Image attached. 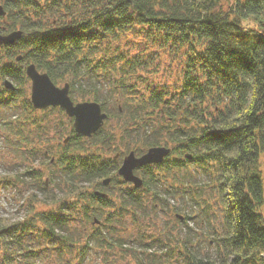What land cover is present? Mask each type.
I'll return each instance as SVG.
<instances>
[{
	"label": "trees",
	"instance_id": "trees-1",
	"mask_svg": "<svg viewBox=\"0 0 264 264\" xmlns=\"http://www.w3.org/2000/svg\"><path fill=\"white\" fill-rule=\"evenodd\" d=\"M227 1L0 0V32L22 30L0 42V126L30 162L0 176L23 187L0 264H264V0ZM30 62L104 124L84 136L34 107ZM159 144L142 186L117 173Z\"/></svg>",
	"mask_w": 264,
	"mask_h": 264
},
{
	"label": "water",
	"instance_id": "water-1",
	"mask_svg": "<svg viewBox=\"0 0 264 264\" xmlns=\"http://www.w3.org/2000/svg\"><path fill=\"white\" fill-rule=\"evenodd\" d=\"M0 14H5L2 4H0ZM21 34V29H14L7 33L0 32V42L13 43ZM16 58L20 59L21 55H17ZM25 70L31 80L30 100L34 107L61 106L67 115L74 118L73 126L76 132L84 136H91L103 125L108 114L102 109L98 101H74L69 93L70 84L68 82H65L62 86L56 84L46 71H40L33 62L26 64ZM4 84L7 88H14L13 82L9 79H5ZM170 150L169 146L160 144L149 146L141 154H136L134 150H130L123 156L117 172L124 179L132 181L134 186L140 187L143 185V179L139 174L135 173V168L148 163L161 162L169 154ZM186 156L190 157L191 154L188 153ZM109 181V177L103 179L104 183H108ZM95 192L102 195L105 194L98 190ZM95 221L98 220L95 219Z\"/></svg>",
	"mask_w": 264,
	"mask_h": 264
},
{
	"label": "rangeland",
	"instance_id": "rangeland-1",
	"mask_svg": "<svg viewBox=\"0 0 264 264\" xmlns=\"http://www.w3.org/2000/svg\"><path fill=\"white\" fill-rule=\"evenodd\" d=\"M229 1H233V0H229ZM224 3H228V1L224 0ZM167 57H168V54L164 56V58H167ZM56 84L60 86L63 85V83H56ZM30 91H31V83H30L29 93ZM82 100L83 99H76L75 101H82ZM84 100H93V99H84ZM5 114H8V112ZM5 114L3 111V115ZM64 120L68 122L66 117L64 118ZM7 134H9L8 130L4 128V126H0V176H4V175L6 176L8 174L14 175L15 173L13 172L15 171L20 172L25 167L30 165L29 160H27V158H24L23 153H22V148H24V146L20 143H17V144L10 143L9 141L10 138L9 136H7ZM12 139L14 141H17L15 137H12ZM160 145H164V144H160ZM39 162H42V161H39ZM44 162L43 164L46 166ZM40 165L42 166V164ZM261 169H262L263 182H264V152L261 153ZM21 187H22L21 185H12V184L5 186V187L0 186V215L1 216H5L11 220L20 218L22 216L21 212H19L17 209V206H18L17 198L19 197L20 192L21 193L23 192V187L22 188ZM20 188H21V191H20ZM174 201L177 203L178 199L176 198V199L171 200V203ZM208 204L210 206L211 211L216 210L217 208L216 199L209 200ZM205 205H207L206 202L204 203V206ZM181 214L183 215L184 213L181 212ZM189 224L192 225L193 224L192 221H190ZM51 253L52 254L47 253L45 257H43L42 260H40L41 262L40 264H56V261L58 258L57 254L55 252H51Z\"/></svg>",
	"mask_w": 264,
	"mask_h": 264
},
{
	"label": "flooded vegetation",
	"instance_id": "flooded-vegetation-1",
	"mask_svg": "<svg viewBox=\"0 0 264 264\" xmlns=\"http://www.w3.org/2000/svg\"><path fill=\"white\" fill-rule=\"evenodd\" d=\"M72 123H73V121H72Z\"/></svg>",
	"mask_w": 264,
	"mask_h": 264
}]
</instances>
